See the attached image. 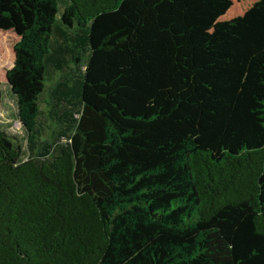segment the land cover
Here are the masks:
<instances>
[{"label":"trees","instance_id":"obj_1","mask_svg":"<svg viewBox=\"0 0 264 264\" xmlns=\"http://www.w3.org/2000/svg\"><path fill=\"white\" fill-rule=\"evenodd\" d=\"M59 4L0 0L30 144L90 46L66 143L25 159L0 126V264H264V0Z\"/></svg>","mask_w":264,"mask_h":264},{"label":"rangeland","instance_id":"obj_2","mask_svg":"<svg viewBox=\"0 0 264 264\" xmlns=\"http://www.w3.org/2000/svg\"><path fill=\"white\" fill-rule=\"evenodd\" d=\"M70 0H60L59 8L64 9L65 5ZM72 31V30H71ZM4 35H0V71L4 75V69L12 66L13 60V37L9 38L10 42L5 40ZM7 43V44H6ZM73 47L72 41L70 43ZM79 55L81 54V62L73 60L74 50H68L66 53V61L64 67L61 69L50 68L48 77L46 79V87L40 97V114L38 117L37 134L34 143L28 142V133L22 126L18 115L17 97L11 89V85L2 80V101L0 104V126L12 136H15L22 144V157L27 159L30 156L40 154L45 150L46 145L50 144H64L68 141L70 130L66 128V118L62 120L60 114L62 113L61 106H56L55 90L63 80L71 85L73 77L79 72L78 64L86 65L90 56V46L81 45L76 48ZM3 69V70H1ZM81 70L83 67L81 66ZM84 73V71H83ZM83 76V74H82ZM80 106H76V108ZM78 115V114H77Z\"/></svg>","mask_w":264,"mask_h":264},{"label":"crops","instance_id":"obj_3","mask_svg":"<svg viewBox=\"0 0 264 264\" xmlns=\"http://www.w3.org/2000/svg\"><path fill=\"white\" fill-rule=\"evenodd\" d=\"M63 57H65V55H63ZM66 58V57H65Z\"/></svg>","mask_w":264,"mask_h":264}]
</instances>
